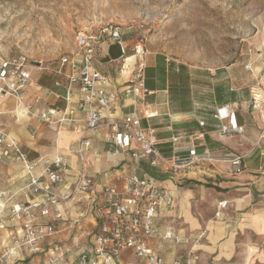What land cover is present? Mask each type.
<instances>
[{"label":"built area","instance_id":"1","mask_svg":"<svg viewBox=\"0 0 264 264\" xmlns=\"http://www.w3.org/2000/svg\"><path fill=\"white\" fill-rule=\"evenodd\" d=\"M74 43L78 50L61 56L55 72L64 76L67 90L76 87L78 91L76 109L83 113L84 121L75 149L78 168L62 154L31 157L8 131L0 128V163L12 160L20 165L26 179L24 187L31 195L21 200L9 188H0V230L7 228L10 236L8 241H0V264H165L149 240L171 239L180 244L181 238L172 228L161 234L156 227L158 219L172 207L173 197L153 177L138 174L140 162L148 160L152 166L166 164L173 174H183L205 157L196 152L194 145L187 147L185 155L165 156L157 148L154 131L143 128L138 116L115 115L113 103L118 92L107 87V77L93 64V59L108 54L104 44L119 47L124 66L128 55L136 56L122 92L142 101L152 91L144 83L145 52L139 43L126 44L119 28L113 25L95 35L78 31ZM32 66L35 65L23 54L0 57V95L17 98L26 114L34 115L52 130L58 129L66 121L65 114H72L73 110L52 105L38 108V97L33 101L26 99L31 87H40L31 76ZM62 85L61 80L54 82L55 87ZM215 116L230 119V124L222 127V134L242 133L243 128L235 123L231 112L221 113L220 109ZM97 135L114 148L107 151L112 158L125 154L131 161L129 169L113 170L116 162L101 172L103 180L95 198L90 195L94 193L97 176L89 167L88 154L92 136ZM179 140H171L175 149ZM242 157L235 153L227 155L233 175L245 170ZM80 203L87 204L95 222L87 230L75 225L85 213L73 216L70 210L71 205ZM225 205L226 201L218 203L221 208ZM68 220H72L69 228L78 233L61 240L59 233ZM193 258L189 252L171 264H192Z\"/></svg>","mask_w":264,"mask_h":264},{"label":"crops","instance_id":"2","mask_svg":"<svg viewBox=\"0 0 264 264\" xmlns=\"http://www.w3.org/2000/svg\"><path fill=\"white\" fill-rule=\"evenodd\" d=\"M128 42L129 40L125 41L126 44ZM112 47L115 53L119 51L117 57L109 60L116 63V74L108 75L99 71L107 77V87L118 92V98L113 103L115 115L138 116L143 128L154 131L157 148L165 156L173 153L185 155L187 147L194 145L196 152L205 157L192 170L183 174H173L166 164L152 166L148 160L140 162L138 174L153 177L173 197L172 207L157 221L158 232L162 234L172 228L181 238V244L177 245L171 239L152 238L149 243L153 250L163 256L165 264H171L177 257H186L188 252H198L199 248L194 244L190 248L186 247L188 254H179L190 236L195 232L194 236L200 234L196 231L200 227V220L194 215V206L200 207L198 213L201 216L207 214V207L214 209L216 217L224 215L225 220L221 223L235 221L238 226L250 228L251 232L264 240V71L261 72V66L255 72L252 60L248 59L242 67L236 64L209 69L175 64L163 54L146 56L144 83L152 93L140 101L122 92L131 75L133 63L137 60L136 56L128 55L124 66L119 47L116 44H109L108 47L104 44L103 49H107L108 54L102 56V59L108 61ZM246 64H249L248 69L253 72L250 76L245 73ZM35 68L38 67H31V76L38 81L40 87H31L26 99L33 101L38 97L39 101L35 104L38 108L43 105L58 108L69 106L73 113H66V121L58 129L52 130L34 115L26 114L17 98L0 95V128L8 131L27 149L31 157L62 154L76 169L78 164L75 149L79 132L84 128L83 113L76 109L78 91L76 87L66 89V80L55 72L56 68L53 70L55 79L51 83H45L44 76L39 77ZM56 80H61L63 85L55 87ZM220 109L221 113L229 111L233 114L235 123L243 128L241 134L221 133L222 127L230 124V119L216 117L215 114ZM173 137L180 139L176 149L171 141ZM108 150L112 152L114 148L105 143L100 135L92 136L88 162L91 171L97 176L94 193L90 195L95 198L99 196L103 180L101 172L104 169L116 162L117 166L113 170L130 167L129 155L116 154L112 158ZM232 153L243 156L245 170L241 174L231 173L226 158ZM23 175L17 162L7 160L0 163V188L7 185L14 188L25 186L26 179ZM220 201H226L224 208L218 206ZM71 209L73 214L85 213L81 218V225L85 229L94 226L92 212L86 203H80ZM174 222L188 225L178 228ZM210 223V227H214L219 222L210 220ZM224 229L219 225L217 230L210 232L213 240L201 246L210 253L215 252L218 247L217 239L223 231L229 230ZM70 231V228L62 229L60 237L69 238ZM207 233L208 229L203 235ZM216 233L218 236H215ZM9 239V230L1 229L0 241ZM231 243L232 237L229 236L222 243L220 253L231 249ZM252 253L250 250L248 264L252 263ZM230 254L224 253L222 256L229 258ZM191 260L192 264H197L196 258Z\"/></svg>","mask_w":264,"mask_h":264},{"label":"rangeland","instance_id":"3","mask_svg":"<svg viewBox=\"0 0 264 264\" xmlns=\"http://www.w3.org/2000/svg\"><path fill=\"white\" fill-rule=\"evenodd\" d=\"M109 25L117 26L128 44L139 43L145 58L163 54L175 64L209 69L236 64L242 67L251 59L255 72L259 66L264 71V0H0V57L25 55L39 63H32L38 67L35 69L39 77L44 76V82L51 83L61 56L78 50L75 34L81 31L95 35ZM113 50L112 47L108 61L99 56L93 59V64L108 75L116 74V63L109 60L117 57L119 51ZM245 73L250 76L253 72L247 68ZM6 187L21 200L31 196L24 186ZM199 210V206H194V215L200 220L196 231L200 234L194 236L195 232L183 241L186 246L179 254L186 255V247L195 244L199 248L198 252L193 251L197 264H248L252 250L251 264H264V240L258 234L235 221L221 223L225 217H216L214 209L207 207L204 216L199 215ZM72 220L63 224L64 229L70 227ZM210 220L219 223L210 227ZM174 223L178 228L188 225ZM77 224L81 225L82 220ZM219 225L229 230L223 231L217 239L218 247L210 253L201 245L213 240L210 232ZM71 230L70 237H74L78 231ZM229 236L233 243L230 251L224 252H230V257L225 258L220 253L221 246Z\"/></svg>","mask_w":264,"mask_h":264},{"label":"water","instance_id":"4","mask_svg":"<svg viewBox=\"0 0 264 264\" xmlns=\"http://www.w3.org/2000/svg\"><path fill=\"white\" fill-rule=\"evenodd\" d=\"M31 63H33V64H35V65H38L39 63L38 62H36V61H31Z\"/></svg>","mask_w":264,"mask_h":264}]
</instances>
